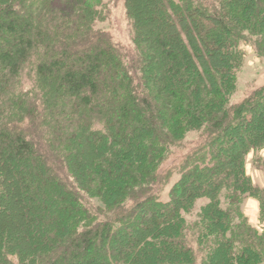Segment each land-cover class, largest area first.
<instances>
[{
	"label": "trees",
	"instance_id": "trees-1",
	"mask_svg": "<svg viewBox=\"0 0 264 264\" xmlns=\"http://www.w3.org/2000/svg\"><path fill=\"white\" fill-rule=\"evenodd\" d=\"M137 1L125 51L95 26L102 0H0V214L27 201L1 217L0 264H264L241 210L254 199L264 219L246 171L264 85L231 103L240 44L264 58V0Z\"/></svg>",
	"mask_w": 264,
	"mask_h": 264
},
{
	"label": "rangeland",
	"instance_id": "rangeland-1",
	"mask_svg": "<svg viewBox=\"0 0 264 264\" xmlns=\"http://www.w3.org/2000/svg\"><path fill=\"white\" fill-rule=\"evenodd\" d=\"M102 2L104 6V18L96 21L95 26L106 32L114 43L119 45L122 50L130 51L132 48L131 29L125 16L123 0H102ZM137 2L138 5L141 6L144 0H138ZM147 7L148 5L144 3L143 8L141 9L144 11ZM240 51L243 54V58L241 66L236 72V88L231 97V103L239 102L249 92L264 85V58L258 56L248 42L240 44ZM32 76L33 75L30 73V70L26 68L18 81L17 90L23 93L31 90L33 87ZM199 134L200 133L197 131L188 132L180 147L175 149L173 153H171L168 158L161 163L159 172L165 174L171 170V168L180 161V158L188 150L190 145H193L195 141H198L197 138L199 137ZM246 171L255 184H263L264 148L259 150L256 154H253L252 152L248 154L246 159ZM176 177V172H173L170 183L165 184L162 187L160 191L161 199H166L169 187ZM16 195L18 196V200L13 201L10 199L5 200L2 203V214H0V220L1 217L5 219V221L10 219L15 212L16 207L19 206L23 208V206L27 204L26 200L22 201L23 193H21V190H18ZM93 202L96 203V200H93ZM204 202V200L196 201L191 211L185 214L187 222L190 223L195 220L198 208ZM241 210L249 225L257 229L259 232L264 231V219L258 218V205L256 200L251 198L245 199L241 205ZM6 213H9V215ZM28 214L30 213L28 212Z\"/></svg>",
	"mask_w": 264,
	"mask_h": 264
}]
</instances>
